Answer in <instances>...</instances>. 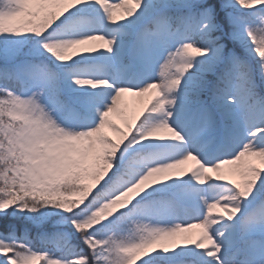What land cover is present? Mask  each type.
<instances>
[{
    "label": "snow or ice",
    "instance_id": "obj_1",
    "mask_svg": "<svg viewBox=\"0 0 264 264\" xmlns=\"http://www.w3.org/2000/svg\"><path fill=\"white\" fill-rule=\"evenodd\" d=\"M0 264H264V0H0Z\"/></svg>",
    "mask_w": 264,
    "mask_h": 264
},
{
    "label": "rangeland",
    "instance_id": "obj_2",
    "mask_svg": "<svg viewBox=\"0 0 264 264\" xmlns=\"http://www.w3.org/2000/svg\"><path fill=\"white\" fill-rule=\"evenodd\" d=\"M128 99H129V100H134V99H137V98L129 97ZM110 134H111V133H110ZM257 163H258V162H257ZM232 179L238 181V180L240 179V177H239L238 175H234V176L232 177ZM194 231H198V230H194Z\"/></svg>",
    "mask_w": 264,
    "mask_h": 264
}]
</instances>
